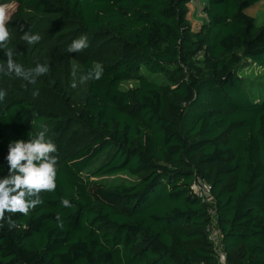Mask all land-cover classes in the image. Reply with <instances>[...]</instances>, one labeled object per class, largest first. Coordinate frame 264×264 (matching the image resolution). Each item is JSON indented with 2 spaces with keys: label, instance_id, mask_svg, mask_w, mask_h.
<instances>
[{
  "label": "trees",
  "instance_id": "16d2710c",
  "mask_svg": "<svg viewBox=\"0 0 264 264\" xmlns=\"http://www.w3.org/2000/svg\"><path fill=\"white\" fill-rule=\"evenodd\" d=\"M192 1L0 0L16 5L0 65L12 50L25 69H49L34 84L0 73V178L9 144L41 126L58 161L56 190L0 221V264H217L199 178L229 263L264 264V97L239 74L264 68V25L246 13L261 0H207L198 31ZM25 32L42 39L29 45ZM81 36L88 47L68 52ZM95 64L99 80L71 87L74 66Z\"/></svg>",
  "mask_w": 264,
  "mask_h": 264
},
{
  "label": "clouds",
  "instance_id": "9594fccd",
  "mask_svg": "<svg viewBox=\"0 0 264 264\" xmlns=\"http://www.w3.org/2000/svg\"><path fill=\"white\" fill-rule=\"evenodd\" d=\"M9 22L7 7L0 5V47L6 46L10 33L6 27ZM22 39L29 45L37 44L42 37L39 33L25 32ZM88 47L87 37L81 36L72 41L67 48L70 53L80 52ZM6 65H0V73L15 75L29 83L34 84L36 77L48 72L47 65L37 64L35 68L25 69L13 59L14 52L8 50L5 53ZM76 66L73 67V76L76 75ZM103 74V67L95 64L86 74L81 75L80 83L89 80H99ZM71 87H77L73 80ZM6 90H0V101L7 96ZM34 96L39 91L33 92ZM42 130L36 135H30L28 140H17L9 144L6 157L8 161V175L0 178V221L5 219L6 213L23 214L27 216L30 210L35 209L43 203L42 192H54L57 188V152L56 145L47 138L48 129L41 126ZM63 207H71L67 198L61 199ZM9 224L15 227V222L8 218ZM57 226L63 228V221L59 214L56 216Z\"/></svg>",
  "mask_w": 264,
  "mask_h": 264
},
{
  "label": "rangeland",
  "instance_id": "374dc122",
  "mask_svg": "<svg viewBox=\"0 0 264 264\" xmlns=\"http://www.w3.org/2000/svg\"><path fill=\"white\" fill-rule=\"evenodd\" d=\"M207 5V0H193L189 5L190 13L189 18L192 23L193 29L198 31L202 25L206 22V15L204 8ZM8 17H10L16 12V5L10 4L6 5ZM246 13L256 19L258 26L264 25V0L255 4L253 7L246 10ZM76 83L80 86V90L83 89L85 83H80V77L83 75L81 71L76 68ZM239 74L244 78L245 88L250 94L253 100L262 99L264 97V68H261L253 63L243 65L240 68ZM151 77V76H150ZM152 78V77H151ZM138 82H125L122 84V88L127 90L131 87L137 86ZM128 181L126 175L113 178L111 181L114 183H120L122 181Z\"/></svg>",
  "mask_w": 264,
  "mask_h": 264
},
{
  "label": "built area",
  "instance_id": "2783aa9c",
  "mask_svg": "<svg viewBox=\"0 0 264 264\" xmlns=\"http://www.w3.org/2000/svg\"><path fill=\"white\" fill-rule=\"evenodd\" d=\"M193 192L209 206L211 222L207 227L208 239L212 244L217 264H230L224 242V237L218 223L216 200L212 186L203 179H197L193 184Z\"/></svg>",
  "mask_w": 264,
  "mask_h": 264
}]
</instances>
